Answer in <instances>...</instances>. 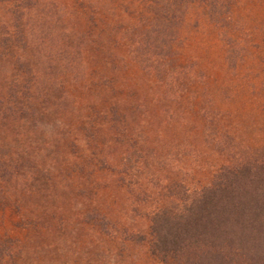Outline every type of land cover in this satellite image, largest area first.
Wrapping results in <instances>:
<instances>
[{
	"label": "rangeland",
	"instance_id": "obj_1",
	"mask_svg": "<svg viewBox=\"0 0 264 264\" xmlns=\"http://www.w3.org/2000/svg\"><path fill=\"white\" fill-rule=\"evenodd\" d=\"M53 1L58 2L57 11L53 6L41 7V12L31 13L27 27L22 25L29 41L25 46L13 42L0 47V100L30 67L43 73L33 84L36 119H23L0 103V155L20 157L33 166L26 175L34 190L24 215L3 204L0 195V242L13 248L12 256L0 264H173L152 258L148 242L139 240L148 236L149 214L156 202L167 203V192L162 191L166 182L159 179H183L199 187L226 157L214 156L207 144L203 154L186 157L188 162L196 159L194 164L188 165L187 160L178 164L179 150L164 167L146 160L138 180L152 194L132 187L129 179L124 181L126 186L119 182L121 165L114 160L120 148L98 145L97 134L79 122L87 112L88 100L102 101L96 87L102 83L98 71L89 73L95 78L90 81L92 97L73 81L69 86L62 84L58 78L65 74L66 59L60 52L77 53L84 42L80 32L100 34L103 28L113 48L118 44L117 32L147 14L148 0ZM71 12L85 20L86 31L78 21L64 24ZM172 14L185 19L174 62L197 77L198 91L190 89L188 99L200 101V107V96L213 97L238 144L264 148V0H181ZM0 18L9 17L0 11ZM51 65L54 71L48 70ZM79 68L76 73L81 75ZM123 74L128 86L138 85L137 73ZM127 85L119 86V91L129 94V89L121 90ZM64 156L68 158L65 183L60 175L51 181ZM11 186L22 191L18 181ZM98 213L107 218L106 228L86 217Z\"/></svg>",
	"mask_w": 264,
	"mask_h": 264
},
{
	"label": "trees",
	"instance_id": "obj_2",
	"mask_svg": "<svg viewBox=\"0 0 264 264\" xmlns=\"http://www.w3.org/2000/svg\"><path fill=\"white\" fill-rule=\"evenodd\" d=\"M180 2L148 0L147 14L124 25L117 32L118 44L113 48L107 30L89 33L85 20L75 12L69 13L64 24L78 21L86 32H80L84 42L81 41L77 53L60 52L66 59L67 70L58 81L68 86L73 81L92 97L90 81L94 76L89 73L92 69L98 71L102 83L96 87L102 101L88 100L87 112L79 122L97 134L95 140L100 144H96L120 148V155L114 160L121 165L118 181L124 184L129 179V185L145 195L152 193L138 178L146 160L148 163L152 159L164 167L171 164L177 154L175 150H179L182 155L176 161L178 164L185 160L188 165L194 164L196 159L188 162L186 157L190 154L188 157L192 159V155L203 154L207 144L211 145L214 156L226 157L218 170L210 174L208 182L199 187L183 179L172 182L159 179L166 182L162 191L167 192L164 196L167 203L156 202L149 214L148 236L139 238L148 242L152 258L173 264H264V148L240 146L236 135L224 124V115L213 97L200 96L203 100L200 107H197L200 101L191 103L188 99L190 89L198 91V83L187 67L174 62L185 22L172 14ZM56 3L0 0V11L9 17L0 18V47H10L13 42L25 46L29 41L27 33L21 30L22 25L27 27L31 13L41 12V7L53 6L57 11ZM79 67H82L81 75L76 73ZM48 70L55 69L51 65ZM128 71L140 77L134 88L127 85L123 76ZM23 74L12 82L16 85L10 86L0 103L14 115L34 120L37 114L33 84L43 73L30 67ZM123 85L127 86L121 90L129 89V94L119 91ZM71 99L75 110V96ZM21 160L0 155V195L3 204L15 207L24 215L28 212L27 201L34 197L33 181L26 175L33 166ZM62 162V166L54 169L57 175L51 181L60 175L65 183L68 158L64 156ZM13 181H18L22 191L12 188ZM86 217L106 228L105 216L98 213ZM12 251L10 243L0 242V262L11 257Z\"/></svg>",
	"mask_w": 264,
	"mask_h": 264
}]
</instances>
